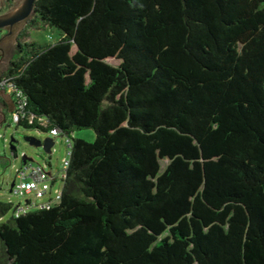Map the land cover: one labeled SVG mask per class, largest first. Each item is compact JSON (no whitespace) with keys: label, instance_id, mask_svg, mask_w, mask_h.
<instances>
[{"label":"trees","instance_id":"trees-1","mask_svg":"<svg viewBox=\"0 0 264 264\" xmlns=\"http://www.w3.org/2000/svg\"><path fill=\"white\" fill-rule=\"evenodd\" d=\"M25 22L16 125L95 139L69 137L48 207L0 200V264H264V0H35Z\"/></svg>","mask_w":264,"mask_h":264},{"label":"rangeland","instance_id":"rangeland-1","mask_svg":"<svg viewBox=\"0 0 264 264\" xmlns=\"http://www.w3.org/2000/svg\"><path fill=\"white\" fill-rule=\"evenodd\" d=\"M15 3L16 0H13ZM1 6L4 5V0H0ZM26 22L21 21L13 26L11 32L2 33L0 35V72L5 69L9 59L14 55L16 37L18 32L24 28ZM29 34L22 37V41L34 40L42 44H53L60 37L61 32L56 27L44 26L39 29L30 28ZM1 90V89H0ZM4 105L0 102V200L10 201L14 206L23 204L26 197L17 196L10 191L12 181L16 180V170L22 164V155L26 154L33 159V164H39L51 170L52 174H57L58 177L54 181L50 195L43 197L47 199L50 197L52 202L56 201V193L60 192L62 182L60 180L64 175L63 161L68 159L69 137L83 139L86 142H93L95 133L91 128H83L70 133L69 137L65 134L59 133L56 136H51L46 131H40L32 128H25L16 125L12 121V114L5 110L4 120H2V110ZM28 137H33L37 140L43 141L46 137H52L54 144L51 147L50 153H45L42 147H35L29 144ZM15 147V156L11 151V146ZM46 162H49V166ZM167 160H161V165L164 166ZM32 200L33 195H28ZM43 198H36V202L40 204ZM30 208H28L29 210ZM10 212L0 218V221L6 220L10 216Z\"/></svg>","mask_w":264,"mask_h":264},{"label":"built area","instance_id":"built-area-1","mask_svg":"<svg viewBox=\"0 0 264 264\" xmlns=\"http://www.w3.org/2000/svg\"><path fill=\"white\" fill-rule=\"evenodd\" d=\"M6 87L7 92L11 91V87L6 80L0 81V89ZM5 90V89H4ZM19 97L14 104V111L12 112V121H19V119L26 118L29 123L32 122V115H26L24 112V102L20 99L19 92L16 93ZM14 103V102H13ZM49 135L56 136L61 131L57 128H52L48 131ZM69 154V150H68ZM68 165V159L63 161V170ZM64 176V175H63ZM57 174H51L46 170V168L39 164H33V162H27L24 165H20L16 170V180H14V185L12 186L11 192L17 196L26 197L23 204H18L15 211V216L20 213H24L28 208L31 207H48L52 199L50 197L43 203L38 204L36 198H43L51 193L54 181L57 179ZM32 194L34 199L32 200L28 195ZM60 192L56 193V200L59 198Z\"/></svg>","mask_w":264,"mask_h":264},{"label":"water","instance_id":"water-1","mask_svg":"<svg viewBox=\"0 0 264 264\" xmlns=\"http://www.w3.org/2000/svg\"><path fill=\"white\" fill-rule=\"evenodd\" d=\"M34 3L35 0H16L14 8L6 12L0 13V30L2 28H11L13 25L26 20L33 11ZM0 98L7 105L6 110L12 113L14 111V103L10 94L5 92L4 89H1ZM27 141L32 146L35 147L41 146L43 151L47 154L51 152V147L54 144V140L52 137H46L43 141L37 140L33 137H28ZM10 149L11 151H13L15 147L12 145ZM32 161L33 159L31 157H28L26 154H23L21 165H24L27 162H32ZM13 185H14V181H12L10 185V191Z\"/></svg>","mask_w":264,"mask_h":264},{"label":"flooded vegetation","instance_id":"flooded-vegetation-1","mask_svg":"<svg viewBox=\"0 0 264 264\" xmlns=\"http://www.w3.org/2000/svg\"><path fill=\"white\" fill-rule=\"evenodd\" d=\"M1 7H4V5L1 6ZM15 25H16V24H15ZM15 25H13V26H15ZM13 26H12L11 28H2V29L0 30V35H1L2 33L11 32ZM3 116H4V115H3ZM3 116H2V117H3ZM12 152L14 153V151H12ZM15 155H16V154H14V156H15Z\"/></svg>","mask_w":264,"mask_h":264},{"label":"crops","instance_id":"crops-1","mask_svg":"<svg viewBox=\"0 0 264 264\" xmlns=\"http://www.w3.org/2000/svg\"><path fill=\"white\" fill-rule=\"evenodd\" d=\"M6 108H7V106H6ZM6 108H5V110H6ZM4 110V109H3ZM2 116H3V114H2ZM51 164H49V166H50ZM48 172L49 173H51L52 174V172H51V170H48ZM54 175V174H53ZM47 199H45V198H43L41 201H40V203H43V202H45Z\"/></svg>","mask_w":264,"mask_h":264}]
</instances>
